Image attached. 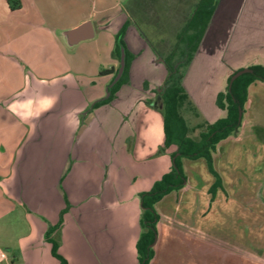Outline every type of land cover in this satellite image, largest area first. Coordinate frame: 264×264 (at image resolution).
I'll return each instance as SVG.
<instances>
[{
  "label": "crops",
  "instance_id": "1",
  "mask_svg": "<svg viewBox=\"0 0 264 264\" xmlns=\"http://www.w3.org/2000/svg\"><path fill=\"white\" fill-rule=\"evenodd\" d=\"M47 1L16 0L11 8L7 0H0V264H59L51 241L66 264H135L141 232L138 194L150 189L163 174L160 169H170V154L176 150L174 144L164 147L162 114L150 99L153 87L159 92L157 86L167 74L162 61H156L161 57L151 38L165 40L158 49L166 51L172 42L165 32L174 27L153 35L156 14H147L150 21L139 20L145 13L137 3L129 6L135 18L124 8L67 27L60 24L61 7L50 0L54 9L49 10ZM155 1L159 5L152 0V9L159 13L162 3ZM99 11L104 13L105 8ZM128 18L125 46L139 53L131 61L129 81L110 102L89 108L95 98L104 97L112 73L102 74L101 88H95L86 72H74L79 62L68 49L104 28L111 34L109 47H114L115 34ZM85 21L92 24V37L70 45L64 32ZM146 53L147 61L140 64L138 58ZM253 64L264 65V0H219L182 79L203 120L224 115L216 104L217 93L224 90L229 75ZM248 134L264 144L261 81L248 86L238 130L212 151L219 175L229 169L228 161L216 168L219 152H225V145L231 150ZM183 160L185 184L155 204L159 219L150 264H255V255L264 264V250L256 249L255 254L254 237L246 236L244 243L249 246L252 241V250L245 251L236 237L208 231L202 209L209 194L207 183L215 178L205 174L207 167L201 169L206 164L203 158ZM262 162L256 173H264V155ZM136 177L141 179L138 183ZM223 183L222 191L229 188ZM167 196L170 200L162 203ZM159 204L163 206L158 212ZM247 221L255 223L249 217Z\"/></svg>",
  "mask_w": 264,
  "mask_h": 264
},
{
  "label": "trees",
  "instance_id": "2",
  "mask_svg": "<svg viewBox=\"0 0 264 264\" xmlns=\"http://www.w3.org/2000/svg\"><path fill=\"white\" fill-rule=\"evenodd\" d=\"M218 2L219 0H196L193 7L190 8V12L186 14L182 23L176 29L173 37L174 40L169 48L166 51L165 49L164 51L154 49V52L156 51V54L161 57L167 73L160 91L157 93L163 105L161 114L164 147L174 144L176 150L170 154V169L163 173L152 184L150 189L138 194L141 207V232L135 245L137 253V262L135 264H150V260L154 255L152 244L157 236V222L159 219L155 204L166 194L180 189L185 184L186 176L182 167V158H203L206 161L209 172L215 178L210 187L212 193L221 184L220 176L213 168L212 151H214L219 141L235 133L240 127L239 109L243 111V106L247 99L248 86L254 81L264 82V65L262 64L248 66L249 71L240 74L230 83V77L236 70L227 78L224 90L218 92L216 96L217 106L225 111L223 116L214 121L203 120L195 124L188 122L183 116V110H190L194 116L198 117L200 113L194 108L183 87V74L179 68L181 65L189 64L191 61L209 26ZM161 8L162 4L159 9ZM132 18L135 17L132 16ZM129 23L130 19L128 18L115 34V44L112 51V54L119 60L121 54L120 48L123 49L124 66L122 74L116 81H111V83L114 82L113 84L108 85L107 89L110 91V94L95 101L93 107L110 102L118 88L129 81V68L131 61L135 57V54L125 46L124 42V34ZM112 70L113 68L111 67L104 69L100 73H109ZM115 73H117V69ZM196 129H199L197 137L191 136V133ZM163 150L164 148L160 147L159 151ZM51 243L52 254L59 259V264H66L65 259L57 253L56 242L51 241Z\"/></svg>",
  "mask_w": 264,
  "mask_h": 264
},
{
  "label": "rangeland",
  "instance_id": "3",
  "mask_svg": "<svg viewBox=\"0 0 264 264\" xmlns=\"http://www.w3.org/2000/svg\"><path fill=\"white\" fill-rule=\"evenodd\" d=\"M148 1H149V5L145 6L144 4L146 0H128V1L126 0H54V2L57 3L59 7H61L60 10L62 9L61 12L63 16L59 18L60 22H62L60 24L67 27L78 24L79 19L87 18L90 16L95 20H100L102 18H105L106 16L116 14L117 12H119L121 9L124 8H126L128 13L131 14L132 9L129 6L132 5L134 8V6L137 3L136 6L140 10H143V12L145 13L143 14V17H138L139 20L143 22L147 20L150 21V19H148L147 14H150L151 12L156 14L154 18L156 23L155 21H152L153 23H155L154 25H156L155 28H153L152 30L153 35H155L156 30L166 29V28L171 30L174 27L172 32L170 31L168 32V34L167 32H165V34L168 35L169 37V42H173L171 36L174 35V32L182 23V20L184 19L186 14L190 12L191 10L190 8L193 7V4L196 0H157L162 3V8L159 10L160 14L158 12L155 13L154 10L152 9L153 8L152 0L151 1L148 0ZM7 2L9 4V7L11 8L15 7L18 4L16 3V0H7ZM51 2L52 1L50 0L47 1L48 5H46V8L49 10L54 9ZM153 3L157 4V6L159 5V3L156 2L155 0H153ZM103 7L105 8V12L101 13V11L99 10ZM132 15L134 14H131V16ZM57 24H58V19H57ZM163 25H165V27ZM109 27L113 29L114 26L109 25ZM103 30L99 31L98 35H96L93 39L82 41L76 46H72V48L68 49V51H71L70 54L72 55V57H74V59H77L79 62L76 66H74L75 67L73 69L74 72H78V74H81L80 72H86L89 75V78H91L94 81L95 88H101V79H100V76L102 75V73H100L101 71H103L104 69H108L111 66L113 69H116L118 67L117 71H119L118 58H116L112 54L114 47L110 48L108 45V43L110 42L111 34L109 33V30L107 28H104ZM142 30H144L143 27ZM151 39L153 40L152 43L150 44L153 45L155 49L160 48L163 45V43H165V40L161 42L155 38H151ZM120 49L123 50L122 48ZM75 52H76V56L74 55ZM134 54L135 57L139 55V53H134ZM148 57L149 54L146 53L143 55V57L138 58L137 61L141 64L142 61H147L146 59ZM112 60L116 61L115 64L112 63ZM156 61L161 62V60H157V59ZM188 66L189 64H183L179 68L180 71H182L183 77ZM120 72L121 71H119V73ZM149 72L150 75L153 74V72L150 69H148V73ZM121 74L122 72L119 74V77ZM73 75L74 73H72V76ZM91 75L93 76L91 77ZM113 83L114 82L110 84ZM150 83L151 82H149V84ZM147 86H148L147 84H144V87ZM161 86L162 85H158L157 87L160 89ZM107 87L106 89L103 90L104 97L108 96ZM156 89H157L156 86H154L153 87L154 92L150 95V99L154 101V108L159 110V112L161 113V109L163 108V105L161 99H159L158 94L155 91ZM116 92L114 93V96ZM104 97L101 96L95 98V101L99 100V98L101 99ZM94 102L90 103L89 108H91ZM186 107L189 108L188 105H186ZM86 111H88V109H85L84 112L86 113ZM182 114L185 117V119L192 124L203 121L201 116L199 117L194 116V114L190 110H183ZM198 132L199 129H196L194 132L191 133V136L197 137ZM259 142L260 141H255L254 137L250 138V135L248 134V136L245 135L244 138H241L240 140L234 142L233 145H231L232 147L231 150H229L230 147L228 148L229 145H225L227 146L224 150L226 153L224 152L221 154L219 152L218 156L216 157L217 159H215L216 168L219 169L218 165L222 166V163H226V161H228L229 169L225 171L226 175L220 174L221 175L220 176L218 174L221 179V184L216 188V190H218L217 192L216 190H214V193L210 191V187L212 186L214 181L211 184L210 182L207 183L208 185L206 186V188L209 190L208 192L209 194H207V198H206L207 200L206 209L205 210L202 209V212H205V215L208 220V225H207L208 231L215 230L221 234L232 235L234 239L236 237L237 242H239L238 245L241 246V248L245 251L248 249L252 250V247L250 245L252 241L249 240V246H247L246 243H244V241L246 240V236L250 238L254 237L253 244L255 248V254L258 253L256 249L261 248L264 250V222H262L264 221V190L263 191L261 190L262 189L261 184L262 182L264 183V181H261L264 180V173L255 172L256 171L255 169L262 168L261 164H263L262 156L264 155V144L262 142L260 143ZM140 145L141 142L139 141L137 147H139ZM247 147L249 148L247 149ZM245 149H247V151L250 152L249 154H247V158L249 160L246 159ZM253 153L257 154L255 155L257 157H255ZM161 154L162 153H159L160 166L163 163L162 160L163 155ZM181 161H184L183 158ZM206 167L207 166L205 164L204 167H201V169L205 171ZM163 170L160 169L159 174L168 171L167 169L166 171ZM208 172L209 170L207 169V172L205 174H208ZM202 173L203 172H201V175L204 176L205 174L203 175ZM205 177L207 176L205 175ZM208 178L211 179L212 177L210 178V176L208 175ZM138 180L140 181L141 179L139 177H136L135 181L137 183ZM223 181H225V183L228 184L229 187L227 188V190L224 189L225 191L221 190V188H224ZM229 183L231 186H229ZM186 193H183L182 196L189 198V195ZM214 199L215 202L213 204ZM168 200H170V197L167 196L166 198L163 199L162 203H167ZM226 203H228L229 206L226 205ZM231 205H233V208L231 207ZM162 206L163 204L158 205V209H157L158 212L160 210V207ZM248 217H249V221H254L255 223L250 224V222L247 221ZM15 232L16 234H20L19 229H17ZM254 260L256 261L255 264H260L259 258H257L256 255Z\"/></svg>",
  "mask_w": 264,
  "mask_h": 264
},
{
  "label": "water",
  "instance_id": "4",
  "mask_svg": "<svg viewBox=\"0 0 264 264\" xmlns=\"http://www.w3.org/2000/svg\"><path fill=\"white\" fill-rule=\"evenodd\" d=\"M65 37L70 45L75 44L81 40L87 39L92 37L93 31H92V24L90 21H85L83 23H80L78 26L68 29L64 32ZM124 66V53L123 50H121L120 59H119V71L122 72ZM121 68V70H120ZM119 71L115 76V80L119 77ZM249 71L248 68H242L238 69L236 72H234L230 77V83L240 74ZM109 91L107 90V95H109ZM242 110L239 109V119H241Z\"/></svg>",
  "mask_w": 264,
  "mask_h": 264
},
{
  "label": "flooded vegetation",
  "instance_id": "5",
  "mask_svg": "<svg viewBox=\"0 0 264 264\" xmlns=\"http://www.w3.org/2000/svg\"><path fill=\"white\" fill-rule=\"evenodd\" d=\"M119 59H120V58H119ZM160 60H161V58H160ZM161 61H162V60H161ZM118 65H119V63H118ZM117 68H118V67H117ZM117 68H116V69H117ZM116 69H113L112 72H109V73H112V78H111L110 82L108 83V85L111 83L112 80H115V76H116V74H117V73H115V70H116ZM106 74H108V73H106ZM163 82H164V81H163ZM162 84H163V83H162ZM158 90H160V89L158 88ZM157 93H158V92H157Z\"/></svg>",
  "mask_w": 264,
  "mask_h": 264
}]
</instances>
